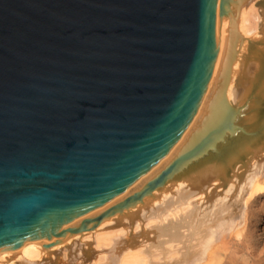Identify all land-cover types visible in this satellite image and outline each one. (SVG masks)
I'll return each instance as SVG.
<instances>
[{
    "label": "water",
    "instance_id": "water-1",
    "mask_svg": "<svg viewBox=\"0 0 264 264\" xmlns=\"http://www.w3.org/2000/svg\"><path fill=\"white\" fill-rule=\"evenodd\" d=\"M220 31L214 0H0V253L86 231L62 226L162 161Z\"/></svg>",
    "mask_w": 264,
    "mask_h": 264
},
{
    "label": "bare ground",
    "instance_id": "bare-ground-1",
    "mask_svg": "<svg viewBox=\"0 0 264 264\" xmlns=\"http://www.w3.org/2000/svg\"><path fill=\"white\" fill-rule=\"evenodd\" d=\"M247 1L214 0L221 31L210 86L162 161L113 199L62 226V230L77 229L86 223V231L21 244L1 252L0 264H50L54 252L72 240L98 237L100 242L96 234L107 227L124 232L98 243L96 251L84 252L80 245L78 264L93 257L98 261L94 264H115L119 258L123 259L119 264H217L220 250L226 247L220 243L235 239L234 234L240 236L239 231L264 212V55L244 54L236 60L235 52L238 41L246 42L234 31L239 10ZM258 26L255 37H264V12ZM259 88L255 93L259 103H253L251 115L243 121L249 95ZM227 146L228 151L221 152ZM160 179L163 182L155 185ZM102 251L106 257L97 256Z\"/></svg>",
    "mask_w": 264,
    "mask_h": 264
},
{
    "label": "rangeland",
    "instance_id": "rangeland-1",
    "mask_svg": "<svg viewBox=\"0 0 264 264\" xmlns=\"http://www.w3.org/2000/svg\"><path fill=\"white\" fill-rule=\"evenodd\" d=\"M258 2L261 4H258ZM262 12H264V0H262V1L261 0H249L244 5H242V8H240L239 13H238L239 15L237 14L238 16L236 19V25H237L236 30L237 31H234V32H236V33L240 32V35L244 38V40H246V42L243 43L241 40L237 42L238 44H236V46H235L236 60L239 58L241 59L242 56H240V55H244V54H246L247 56H250V57H252V56H260L261 57L264 55V37H262L261 34L259 35L258 38L255 37L258 34V27H259L258 25L261 22ZM248 38H250V39L247 41ZM244 44H246L247 47H246V45H245V47H243ZM259 90H260V88L255 89L253 94H252V92L250 93V95H249L250 99H249L248 106L242 111L241 119L243 121L248 117L247 115H251V113H252L251 108L253 107V103L256 101H257V103H259V100L255 96V93H257L256 95H258ZM243 116H244V118H243ZM245 116H247V117L245 118ZM250 132H253V131L250 130ZM229 147L230 146H227L226 149H222L221 152L226 153L228 151ZM211 153H213V152H211ZM204 159L205 158L200 159L199 161L201 163H203ZM212 160H214V159H212ZM192 168H193V166H190L189 170H192ZM158 193H160V192H158ZM253 222L251 221L250 225L243 227L242 230L239 231V232H241L240 236H239V234L238 235L234 234V236H236L235 239L233 237L232 239L227 240L226 243H222V242L220 243V246H224V247L226 246V247L223 250H220L219 261H217V264H222L223 263L222 261H224L223 264H235V263L236 264H240V263L241 264H247V263L248 264H264V212H262V214H260V213L257 214L256 220H253ZM135 228L136 227H133V229H135ZM119 229H121V228H118L116 230H113V228H108V227L106 229H102V231H100L98 234H96L99 236V240L101 239L100 242L98 241V237L97 238L96 237H92V238L91 237H87V238L85 237L82 240H79V239H75L76 241L72 240L71 243H73V244L68 243L67 246L60 249V251L58 253L54 252V254L51 256V258H49V261H51L50 264H62V262L64 260H67V264H78L80 262V260L77 258H79V255H81V252H82L81 249L79 248L80 245H82V244L84 245L82 247L84 252H89L88 250H91V248L93 249V251H94V249L96 251V248L99 246L98 243L104 244V239L107 238V239L114 240L120 234L122 235L124 231L121 232V230H119ZM91 235H93V234H91ZM242 241H243V243H242ZM74 243H76V244H74ZM240 243H242L243 246ZM85 244H91L90 248L88 246H86ZM246 245H247V247L250 245H252V246H251V248L250 247L247 248ZM141 246H142V244H141ZM73 247H74V249H72ZM139 249H142V247H140ZM250 249L251 250L254 249L253 252H251ZM258 250H259V252H258ZM226 252L227 253L228 252L229 253L234 252V253H232L234 256H232L231 253H230V256H228L229 254H227ZM254 252H256V253H254ZM235 253H236V255H235ZM106 254L107 253L102 251L97 256L106 257L107 256ZM146 254L149 256L148 253H146ZM151 254H153V253H151ZM237 255H239L240 257ZM249 255H250V257H249ZM254 255H255V257H253ZM241 256H243V258H241ZM253 258H254V260H253ZM224 259L226 260V262ZM122 260L123 259L119 258V260H117L115 264L121 263ZM229 260H230V262H229ZM238 260L239 261L241 260V262H239ZM96 262L98 263V261H95V258L93 257L92 259H88V261L85 264H94Z\"/></svg>",
    "mask_w": 264,
    "mask_h": 264
}]
</instances>
